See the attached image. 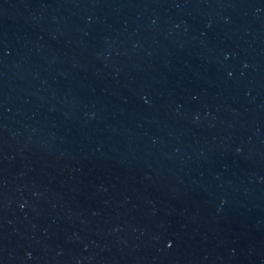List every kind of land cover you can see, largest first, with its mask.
<instances>
[{"label":"water","instance_id":"95a60500","mask_svg":"<svg viewBox=\"0 0 264 264\" xmlns=\"http://www.w3.org/2000/svg\"><path fill=\"white\" fill-rule=\"evenodd\" d=\"M0 264H264V0H0Z\"/></svg>","mask_w":264,"mask_h":264}]
</instances>
